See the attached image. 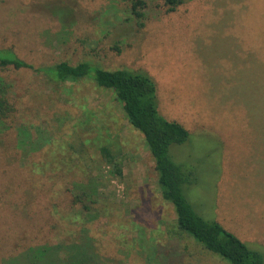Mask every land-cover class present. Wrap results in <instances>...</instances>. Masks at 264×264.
<instances>
[{"label":"rangeland","instance_id":"1","mask_svg":"<svg viewBox=\"0 0 264 264\" xmlns=\"http://www.w3.org/2000/svg\"><path fill=\"white\" fill-rule=\"evenodd\" d=\"M132 1L0 0V57L148 74L160 114L190 133L170 149L186 199L264 252V0H184L172 13L146 0L142 21ZM0 78L15 109L0 125V264H29L43 246L60 247L52 258L65 264L76 245L88 264H228L178 228L144 136L112 93L31 69L0 67ZM91 177L96 214L74 220L73 183Z\"/></svg>","mask_w":264,"mask_h":264},{"label":"trees","instance_id":"2","mask_svg":"<svg viewBox=\"0 0 264 264\" xmlns=\"http://www.w3.org/2000/svg\"><path fill=\"white\" fill-rule=\"evenodd\" d=\"M164 2L168 8L167 12L172 13L184 3V0H164ZM146 6V0H133L130 9L132 16L142 21ZM0 67L31 69L58 84H79L86 81L112 93L114 99L120 103L126 120L144 136L146 147L155 163L162 198L174 206L178 228L228 264H264V252L253 250L218 222L205 220L186 199L184 185L189 181V177L182 166L174 162L170 149L173 145L185 143L190 133L180 123L168 121L160 114L156 84L148 74L128 69L108 71L100 68L95 69L93 73L90 63L70 65L63 62L52 67L36 69L17 56L0 57ZM92 73L93 76L89 78ZM14 111L7 96H4V93L0 94V125L10 119ZM88 146L90 139L81 142L79 154H86ZM99 151L104 163L113 169L116 176L122 177L123 163L112 149L109 146H102ZM98 181V177L96 179L91 177L87 184L73 183L74 211L71 217L74 220L84 221L87 216L96 214V205L100 202L98 196L101 194ZM59 248L43 246L37 250L32 249V254L28 256L29 264H55L56 261L52 257L53 254L58 255ZM80 249L81 247L76 245L73 255H69L71 261L68 262V258L65 264H88V253L80 252Z\"/></svg>","mask_w":264,"mask_h":264}]
</instances>
